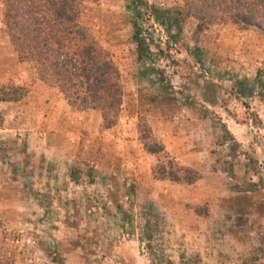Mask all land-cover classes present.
Returning a JSON list of instances; mask_svg holds the SVG:
<instances>
[{
    "label": "rangeland",
    "instance_id": "1",
    "mask_svg": "<svg viewBox=\"0 0 264 264\" xmlns=\"http://www.w3.org/2000/svg\"><path fill=\"white\" fill-rule=\"evenodd\" d=\"M181 3H84L83 24L121 69L125 111L118 133H104L102 122L99 132L94 129L93 136H85L82 120H71L74 133L65 136L63 143L73 149L84 144L97 153L94 158L72 160L63 170L58 167L57 182L49 168L37 175L33 160L22 169L12 159L31 140L29 135L39 145L47 122L37 98L29 102L39 114L35 120L21 109L31 89L15 80L18 58L4 31L5 0H0V88L28 90L21 104L0 101V178L3 189L19 197L0 208V264H244L245 260L264 264V122L256 113L261 111L264 118L259 103L264 102V45L258 40L264 37L257 33L264 31V22L238 13L249 27L240 30L206 27L173 14L174 26L169 30L149 17L155 9H174ZM133 6L142 11L151 49L150 59L143 61L137 60L132 40ZM244 55L253 73L241 87L235 64L246 62ZM28 65V71L33 70ZM251 86L252 96L246 91ZM148 114L167 117L174 132L185 138L173 142L169 154L198 170L202 174L198 182L178 185L153 178L151 170L158 161L146 154L140 141L141 127H151ZM230 118L249 121L251 133L236 140L227 129ZM89 120L99 123L95 114ZM234 142L241 145L238 153L244 152L240 157L247 165L245 169L236 165V174L229 173L228 163ZM123 146L129 150L126 156ZM247 156L258 158L259 175L253 176L256 165ZM195 209L207 210L208 216L197 215ZM147 220L154 230L149 242Z\"/></svg>",
    "mask_w": 264,
    "mask_h": 264
},
{
    "label": "trees",
    "instance_id": "2",
    "mask_svg": "<svg viewBox=\"0 0 264 264\" xmlns=\"http://www.w3.org/2000/svg\"><path fill=\"white\" fill-rule=\"evenodd\" d=\"M88 0H5L3 23L20 62L32 65L37 79L46 86L56 88L73 111H98L104 129H112L119 124L123 110L124 84L122 72L111 52L104 47L82 22V9ZM132 40L136 47L138 61L150 59L149 39L145 36L143 15L139 7L133 6ZM149 11V10H148ZM238 13L248 14L256 21L264 22V0H182L176 8L162 11L155 9L149 15L161 27L172 29V15L178 19H195L206 27L233 26L248 30ZM180 19V20H181ZM147 21L150 19L147 18ZM264 37V31L257 32ZM28 90L23 86L0 88L1 102H18ZM252 89H248V94ZM140 141L145 152L157 159L151 174L155 180L170 181L178 185H193L202 174L189 166H184L166 150L152 128L143 125ZM241 145L234 142L228 163L231 172L242 163ZM246 156V155H245ZM253 163V176L259 175L258 158L247 156ZM249 173L248 170H244ZM260 178L263 179L262 176ZM256 192V190H255ZM250 193V192H249ZM262 208V205H259ZM200 216L208 212L195 209ZM264 216V214H261ZM145 239L154 238V230L147 220ZM166 264H175L168 261ZM244 264H255L245 260Z\"/></svg>",
    "mask_w": 264,
    "mask_h": 264
},
{
    "label": "crops",
    "instance_id": "3",
    "mask_svg": "<svg viewBox=\"0 0 264 264\" xmlns=\"http://www.w3.org/2000/svg\"><path fill=\"white\" fill-rule=\"evenodd\" d=\"M259 40V44L260 46L264 45V40ZM254 55H251V59L253 60V62H255V58L253 57ZM238 57H236L237 59ZM244 59L242 60H246V62H238L236 61L235 64V68H237L238 70V74H239V78H241L239 81L242 82L240 84L241 87H246V85L248 84V80L245 79L248 78L253 72L249 69L250 67V59L249 57L246 58V56H243ZM255 60V61H254ZM25 65H28V63H22L19 60L16 61V70L17 73H15L14 77L16 81H19L17 84H22L24 86V84H26L27 87H29L31 90V92H29V95L26 98H24L26 100V104L24 103L23 108H21L22 110H25V114L30 115L31 117H38V115L36 114L35 111V105H29V102L32 101L35 97V99L37 98V102H39V105L43 110L44 108V115H46L45 119L46 125L43 127V140H40L39 145L37 146V144L35 143V141H33V135H29V137L31 138V140L27 141L26 146L18 151L16 153H14L13 156V161L15 162V164L19 167V168H27V163L28 161L33 160V167L35 165L38 166V168L36 169L37 171V175H40L41 173L46 174L48 171V168L50 169L51 172H49L50 175L53 176V179H55V181L59 182V178L56 180L55 176H58L57 172V168L59 167L60 169H64L67 165L68 162L72 161V160H82L84 158V156H89L91 158H94V154L97 153L96 152V148L94 150V147H88L84 144L81 145H75L74 149L72 147H70V145L63 143V138L66 136L68 137L69 134L74 133V129L72 127L71 124V120L73 119H80L82 120V122L80 123V125L82 126L83 130H85V136H87L88 134H90L91 136H93L92 134L96 133L94 131L97 130L99 132V129L102 125V118L101 115L98 111H94V110H88V111H83V112H79V111H73L71 110L70 106L67 104L66 100L63 98V96L57 91L56 88H51L46 86L43 82H41L40 80H38L35 76V73L33 70L28 71V67H25ZM243 66H247V67H243ZM27 72V73H26ZM29 72L30 76H29ZM246 74V76L244 75ZM31 82V83H29ZM248 89H252V93L250 94L251 96L255 94L254 92V87L251 86ZM248 89H246V91L248 92ZM243 90V89H241ZM124 94L126 95V92L124 91ZM239 97H242L241 94H238ZM33 96V97H32ZM133 100H134V95L131 94ZM250 96V97H251ZM135 97H138V94H135ZM125 98V96H124ZM263 99V97H261ZM23 99V101H24ZM136 103H139L138 99L134 100ZM133 101V102H134ZM22 101H18V104H21ZM12 103V102H10ZM262 104V106L264 107V102L260 100V102ZM211 105H215L214 107H217V104L214 103H210ZM139 108V107H137ZM131 110V116L133 114V110ZM253 110H256L253 108ZM33 111V112H32ZM125 110H122V113H124ZM263 111V110H262ZM32 112V114H30ZM22 113V112H21ZM40 113V112H39ZM121 113V114H122ZM259 115V118H261L264 122V118L262 117L263 115L261 114V111H257L256 112ZM96 115L97 120L95 125H93V123L90 122V117H92L93 115ZM131 118V117H130ZM148 118H149V123L151 125L152 131L154 136L160 140L166 147V150L168 152H172V143L177 141V140H183L185 138H183V136L179 135V133L174 132L173 129V122H171L167 117H163V116H157L155 114H148ZM238 118H240V114L238 115ZM231 120H227L226 122H228V127L227 129L229 130V132L234 136V138L236 140H240L241 138H243L245 135H247L248 133H251V124L249 123V121L245 120V121H239V120H234L232 118H230ZM67 120V121H66ZM66 122V124H65ZM67 125H69L67 127ZM119 125V124H118ZM118 125L112 129H104V133H111V132H117L118 133ZM67 127V130H66ZM249 127V129H248ZM130 128V127H128ZM73 129V130H72ZM66 130V131H65ZM86 130L87 131L86 133ZM129 129L124 130V133L126 131V136H128L130 134V132H128ZM129 133V134H128ZM52 135V136H51ZM72 136V135H71ZM83 136V137H85ZM28 137V139H29ZM58 141V142H57ZM129 150H126V146H123L122 149V155L126 156V154L128 155ZM147 154V153H146ZM149 155V154H147ZM41 158V161H39V163H37L38 161H36V159ZM151 156V155H149ZM154 157V156H151ZM66 158V159H64ZM31 159V160H30ZM229 159V157H228ZM66 160V161H65ZM130 161V159H129ZM76 162V161H74ZM35 164V165H34ZM99 164H97L98 166ZM104 165V162H102L100 168L102 169ZM189 165V164H187ZM96 166V168H97ZM43 175V174H42ZM46 176V175H45ZM59 177V176H58ZM52 179V177H51ZM54 180H51L52 182H55ZM161 182H166V181H161ZM4 181L2 178H0V208H4V206H10L11 201H18L19 197L15 192H11V190H7V189H3V187H5L4 185ZM9 185V184H8Z\"/></svg>",
    "mask_w": 264,
    "mask_h": 264
},
{
    "label": "built area",
    "instance_id": "4",
    "mask_svg": "<svg viewBox=\"0 0 264 264\" xmlns=\"http://www.w3.org/2000/svg\"><path fill=\"white\" fill-rule=\"evenodd\" d=\"M23 245V243H21Z\"/></svg>",
    "mask_w": 264,
    "mask_h": 264
}]
</instances>
